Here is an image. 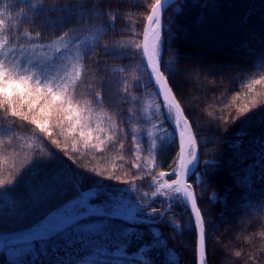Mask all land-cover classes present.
<instances>
[{
    "label": "trees",
    "instance_id": "1",
    "mask_svg": "<svg viewBox=\"0 0 264 264\" xmlns=\"http://www.w3.org/2000/svg\"><path fill=\"white\" fill-rule=\"evenodd\" d=\"M39 2L0 0V20L4 21L0 26V42H4L0 62L11 67L21 61L23 47L43 54L50 50V45H73L77 37L96 45L99 36L101 46L93 53L95 59L81 61L91 75L79 91L91 98L88 84L93 81L98 84L99 79L107 78L110 72L116 79L128 78L131 97L106 96L101 104L93 105L92 119L99 120L101 127L106 128V117L110 116L113 128L118 126L127 131L139 125L148 135L145 139L142 133H136L133 141L131 134L109 132L108 135L113 136V142L109 143L107 136L94 133L99 139L86 143L79 136L73 139L67 123L58 120L55 113L45 119L38 109L29 112L26 104L22 109L19 97H14V103L20 116H13L10 108L0 107V180H15L34 159L47 161L59 153L58 163L69 173H91L95 169L101 174L85 180L84 188L99 179L108 195H117L113 199L124 205L113 213L132 216L131 219L91 217L86 221L103 219L106 222L84 230L78 228L79 224L73 225L53 240H36L33 247L34 239L47 233L44 229L34 232L32 226L48 210L77 195L68 186L54 200L37 208L34 201L43 200L46 190L37 170L32 176L25 175L14 190L0 198V232L32 230L0 240V264H145V261L148 264H196L197 229L188 226L194 215L182 202L173 201L171 189L161 187L176 179L169 175L161 177L160 173H171L176 167L177 141L169 140L160 149L151 146L153 133L164 134L163 128L173 131L171 123L163 118L155 123L159 118L156 109H161L160 114L164 111L161 97L154 86L146 83L148 73L143 69L140 55L130 60L115 58L102 47L104 44L142 43L146 18L155 0H43L42 8L33 7ZM60 11L67 13L66 20L53 29L51 17ZM111 16L116 17L114 21L109 19ZM170 18L174 23L169 24ZM163 20L174 33V51L164 56L165 61H171L172 68L165 75L179 73L170 77V85L185 114L189 115L191 109L197 116L193 130L199 165L196 175L189 177V184L206 221V264H264V144L260 143L264 140V123H261L264 106H259L264 103V82L249 88L253 80L264 77V0H199L198 4L193 0H177L165 10ZM203 26H209L207 33H215L217 39L203 35ZM198 49L211 51H205L207 54L201 58L198 56L200 60L195 56ZM217 53L220 56L213 62L212 54ZM51 56L52 63L60 66L61 58L56 53ZM22 65L27 68L34 64L27 61ZM121 67L125 72L117 71ZM220 72L222 75L216 74ZM135 77H141L138 87ZM194 92L202 98L192 104L189 96ZM254 98L256 105L249 103ZM78 102L83 108L84 100L78 99ZM245 103L255 110L248 119H235L241 115L238 106ZM149 106L151 112L153 108L151 117L146 113ZM130 111L136 114V119L125 124L123 121ZM25 115L27 120L23 119ZM33 118L41 120L48 132H42L32 123ZM41 138L55 148V153ZM52 141L58 144H51ZM137 143L139 149L135 147ZM205 161L215 163L206 166ZM137 164L141 167L137 168ZM109 176L119 179H108ZM197 176L200 177L198 186ZM164 192L169 195H163ZM105 198L102 194L96 203H102ZM171 202L170 210L163 214ZM79 203L83 205L86 200ZM137 203L141 213L135 218L128 205ZM152 209L159 215L150 219L147 213ZM89 210L103 211L99 205ZM236 214L240 215L235 217ZM71 217L73 215L65 214L62 209L40 226L62 225ZM217 221L219 229L213 226ZM125 230L130 235L121 238ZM154 230L159 231V239L165 244L142 251L156 239ZM78 236L83 237L82 242ZM227 239L232 243L228 244ZM112 252L118 260H113ZM106 254L110 257L103 259Z\"/></svg>",
    "mask_w": 264,
    "mask_h": 264
},
{
    "label": "snow or ice",
    "instance_id": "2",
    "mask_svg": "<svg viewBox=\"0 0 264 264\" xmlns=\"http://www.w3.org/2000/svg\"><path fill=\"white\" fill-rule=\"evenodd\" d=\"M174 0H155L152 4L150 13L147 15V26L143 33V42H135L131 45H117V44H104L102 45L104 51L115 57L130 60L133 57L140 55L143 69L147 70L148 76L146 83L156 88L157 95L161 97V103L164 106L162 117L173 125V131L169 133L167 130L164 131L165 144L171 141H178L179 153L176 161V167L172 169L171 173H160V176L165 175L176 177L171 179L170 182H166L161 185L162 188L171 189V195L174 202H182L185 206L190 205V210L194 213L192 220L189 223L190 228L197 229V253H198V264H205L207 257V232H206V221L202 215L201 208L197 206V196L192 189V185L185 183V178L190 175L195 176V168L199 165L198 157V145L197 137L193 131V123L197 120V116L192 113L189 109V115L192 119L189 120V115L185 114V110L181 107L180 100L176 99L173 93V88L170 85V77L178 75V72H169V75H165L166 71L172 68L171 61H165V54H171L174 49L172 48V38L174 36L173 30L170 26L165 25L163 20V12L167 6H170ZM194 4H198L199 0H193ZM43 7V0H40L39 5H33V7ZM207 7V4L203 5ZM179 11V9H177ZM115 16H111L109 19L114 21ZM4 21L0 20V26ZM174 21L169 19V24ZM39 35V33H37ZM67 35V34H65ZM63 39V38H61ZM77 37L73 41L74 46L77 48L73 62L69 59L63 67L55 65V63H48L44 67H37L39 62L37 61L32 67H24L22 64L13 63L11 67L5 63L0 62V107L5 109L10 108L13 116H20L21 112H17L16 104L14 103V97H19L21 108L27 105L28 111L33 112L38 109L41 116L45 119H50L53 113L56 114L58 120L66 122L68 125V132L73 134V139L79 136L86 143H90L93 139H99V136H94V133H99L108 137V142H113V136H109V132L113 135L116 133L127 136L132 135L133 141L136 140V133H142L144 138H147V131L141 129L139 125L135 127H129L127 131L121 129L118 126L112 127V118L106 117L105 123L108 127L102 128L99 120L93 121L92 116L94 113V104H101L105 97L121 96L125 99L131 97L129 92L130 81L125 76L123 78H117L111 80L103 78L97 84L93 81L88 84V92L91 98L84 97L79 91L80 86L84 83L86 78L91 75L86 71V66L81 63L85 58L94 60L95 56L93 53L96 52V47L100 45V37H96V45L91 44L88 40L79 41ZM83 45L81 48L80 45ZM4 47V42H0V49ZM67 48V45H65ZM61 56L64 55L62 49L56 50ZM98 55V53H97ZM63 63V61H62ZM99 66L100 61H96ZM119 72H125V68L121 67L117 69ZM135 84L138 87L140 84L141 77H135ZM264 82V77L259 80H253L249 88H253L255 85H259ZM26 98V99H25ZM78 99L84 100L83 108L78 102ZM138 103V101H136ZM250 104L256 105V99L254 98L249 102ZM249 103H245L238 106L237 111L239 114L235 119H248L251 113L255 110L249 107ZM259 106H264L262 103ZM24 120L28 119V116H23ZM136 114L129 112L128 117L123 123L128 124L129 120H135ZM32 123L36 124L42 132H48V128L45 127L41 120L33 118ZM95 123V127H93ZM261 123H264V118L261 119ZM63 127V123L61 124ZM163 127V123L161 124ZM50 135V133H49ZM42 139V138H41ZM42 143L51 148L46 140L42 139ZM264 144V140L260 141ZM51 144H58V141H52ZM155 141H153V145ZM95 146V145H93ZM137 149L140 148L139 143L135 145ZM43 151V149H41ZM51 152L55 153V148H51ZM60 155L56 153L54 156L45 161L42 158L34 159L30 162L29 166L18 176L15 180H0V198L15 189L16 185L21 182L27 174L37 173L39 179L44 183L45 191L43 192V200L34 201V205L39 208L49 201L54 200L66 187L71 188L77 193V195L65 201L59 207L48 210L45 215L35 223L33 227H39L45 225V222L49 220V217L59 213L62 209L65 210V214H71L73 216L80 217L81 219L76 221V224L83 225L85 221L91 217L87 213L90 207L101 206L105 215L108 218H120L124 219L123 216L113 215L112 213L119 207H124L122 201H117L113 197L117 195L109 196L102 182L99 179L94 180L93 184L88 188H84V181L90 179L93 175L99 176L95 172V169L89 172H78L69 173L64 169L62 164H59ZM214 161H205V165L214 164ZM137 168L141 165L137 164ZM47 173V175H45ZM119 179V177L109 176L108 179ZM197 186L199 185L200 177H196ZM127 187V185H125ZM106 198L102 203H96L101 195ZM163 195H169L168 192H164ZM85 204H80V201H85ZM132 210V215L138 218L141 213V206L137 203L136 205H128ZM170 210V209H169ZM146 211V210H145ZM151 219L156 215H159L156 209H152L151 213H147ZM68 227H72L69 225ZM75 230V229H73ZM66 229L57 230L55 227L46 226L44 232L47 235L43 237H37L33 241V247L36 246V240L45 239L53 240L59 236ZM130 235L126 230L121 233V238H127ZM154 240L153 244L146 246L142 251H146L149 247H158L165 244L164 240L159 239V231H153ZM78 240L83 241V237L78 236ZM71 246V242H69ZM118 250V249H117ZM239 255V253H237ZM175 259V257H172ZM145 264H148L145 261Z\"/></svg>",
    "mask_w": 264,
    "mask_h": 264
},
{
    "label": "rangeland",
    "instance_id": "3",
    "mask_svg": "<svg viewBox=\"0 0 264 264\" xmlns=\"http://www.w3.org/2000/svg\"><path fill=\"white\" fill-rule=\"evenodd\" d=\"M66 16H67V13H64L63 11H60V13H57V15L55 14L53 17H51V19L53 20V22H54V28L53 29H55V27L56 26H58V25H60V23L61 22H63L64 20H66ZM146 22H147V20H146ZM146 22H145V26H146ZM209 28V26H203V31H202V34L203 35H206V36H208V35H210V38H212V39H217L216 38V36H214V34L215 33H212L211 31H209L208 33H207V29ZM144 29H145V27H144ZM50 30H52V27L50 28ZM83 40H86L85 38H82L81 40H79V41H83ZM79 41H77V42H79ZM65 45H67V48H65ZM81 46H83L82 44L80 45V47ZM50 50H48V51H46L45 53H43V54H41V53H38V54H35V53H33L32 52V49H30V48H25V47H23V49H21L20 50V59H21V61H17L16 63L17 64H23V63H26L27 61H29V62H32L33 64H36L37 63V61L39 62V64H38V67L37 68H41V67H44L45 65H47L48 63H52V54H55L56 53V55H58L60 58H61V61H63V63L62 62H60V67L61 66H64V64H66L67 62H68V60L69 59H72L73 60V62H75V60H74V57H75V54H76V52H77V48H76V46H74V44L72 45H70V44H66V43H62L61 44V46L60 47H58V46H55V45H50ZM62 49L63 50V52H64V55L63 56H61L60 55V53H58L56 50L57 49ZM205 51H207V49L206 50H203V49H198L197 51H196V53H195V56H199L200 58L202 57V56H204V55H206L207 54V52H209L210 53V51H207V52H205ZM213 55V62L214 61H216V57L217 56H220V53H217L216 55L215 54H212ZM194 56V55H193ZM198 57V58H199ZM199 58V59H200ZM201 60V59H200ZM216 63V64H215ZM214 64L215 65H222L223 66V64L222 63H218V62H215ZM55 65H57V64H55ZM58 66V65H57ZM221 66V67H222ZM220 67V68H221ZM203 69H208L209 67H202ZM211 68V67H210ZM216 74H219V75H222L221 74V72L220 73H216ZM224 74V73H223ZM218 75V78L220 79V76ZM239 77H240V75H239ZM107 78L108 79H111V80H115L116 79V76L115 75H113V73H110L109 72V74L107 75ZM103 79V78H102ZM102 79H99V81L100 80H102ZM208 82V81H207ZM174 92V91H173ZM175 94V93H174ZM192 96H189V101L192 103V104H195L197 101L199 102V100L202 98V96H201V98H199L198 97V94L196 93V92H194V93H192L191 94ZM176 96V95H175ZM177 98V97H176ZM151 106H149V107H147V109H146V113H147V116L148 117H151L152 116V114H153V108H152V112H151ZM159 108H160V106H159ZM183 108V107H182ZM156 111L157 112H159V118H158V120L155 122L156 124L158 123V121L161 119L162 120V114H160V112H161V109H156ZM165 130H167L169 133H171L172 131L171 130H168V129H164L163 128V131H165ZM153 141H155V144L153 145ZM165 144V140H164V134H159V133H153V135H152V137H151V146H152V148L153 149H160V148H162L163 147V145ZM240 214H236L235 215V217H237V216H239ZM77 216H73V217H71L70 219H69V221L68 222H66L64 225H66V224H68L69 222H71L74 218H76ZM219 219V218H218ZM103 222H106V220H103V219H93V220H88V221H85V224H83V225H80L78 228H83V229H81V230H84V229H94V228H96V227H99ZM219 224H220V222L219 221H217L216 223H214L213 224V226H214V228L215 229H219L218 227H219ZM78 225V224H77ZM78 231H80V229H78L77 230V232ZM38 233H40V231L38 232ZM230 239V238H229ZM229 239H227L226 241H227V243L228 244H231L232 243V240H229ZM237 239V238H236ZM25 249V248H24ZM13 250V249H12ZM19 252H23V251H19ZM105 252V250H103L102 251V254ZM118 253V252H117ZM111 255H113V260L114 261H116V260H118L117 259V255H116V253H114V252H112V253H110ZM121 255V254H120ZM108 257H110L108 254H106V255H104L103 256V259H108ZM115 263V262H114ZM113 262H111L110 264H114Z\"/></svg>",
    "mask_w": 264,
    "mask_h": 264
},
{
    "label": "water",
    "instance_id": "4",
    "mask_svg": "<svg viewBox=\"0 0 264 264\" xmlns=\"http://www.w3.org/2000/svg\"><path fill=\"white\" fill-rule=\"evenodd\" d=\"M176 0H174V2H175ZM169 6H167L166 7V9L168 8ZM165 12V11H164ZM164 12H163V14H164ZM146 26H147V22H146ZM146 26H145V28H146ZM145 30V29H144ZM142 42H143V38H142ZM174 93V92H173ZM177 99V98H176ZM182 107V106H181ZM194 131V130H193ZM178 142V141H177ZM188 178L189 177H186L185 178V183H187V184H189L188 183ZM197 206L199 207V205H198V203H197ZM189 209H190V205L189 206H187ZM167 209H169V207L167 208ZM113 214V213H112ZM194 214V213H193ZM87 215H89V216H91V215H101V216H106L105 215V213L103 212V211H99V210H95V211H90V212H88L87 213ZM113 215H117V214H113ZM119 216H122V215H119ZM124 218H129V216H123ZM81 218L80 217H77L73 222H71V223H69V224H67V225H65V226H63V228H66V227H68L69 225H73V224H75V222L76 221H78V220H80ZM59 229H62V227L61 228H57V230H59ZM196 264H198V256H197V262H196ZM205 264H206V261H205Z\"/></svg>",
    "mask_w": 264,
    "mask_h": 264
}]
</instances>
